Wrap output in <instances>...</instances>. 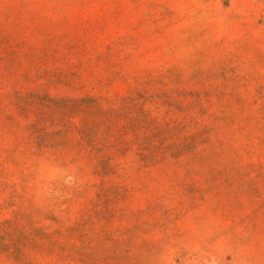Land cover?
<instances>
[{"label": "rangeland", "instance_id": "rangeland-1", "mask_svg": "<svg viewBox=\"0 0 264 264\" xmlns=\"http://www.w3.org/2000/svg\"><path fill=\"white\" fill-rule=\"evenodd\" d=\"M0 264H264V0H0Z\"/></svg>", "mask_w": 264, "mask_h": 264}]
</instances>
